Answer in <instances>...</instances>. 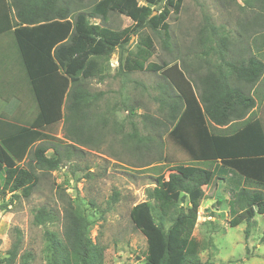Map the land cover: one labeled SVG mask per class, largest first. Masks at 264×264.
<instances>
[{
    "label": "trees",
    "instance_id": "1",
    "mask_svg": "<svg viewBox=\"0 0 264 264\" xmlns=\"http://www.w3.org/2000/svg\"><path fill=\"white\" fill-rule=\"evenodd\" d=\"M183 1L99 0L88 13L74 15L71 0H0V35L13 33L37 105L30 125L0 118V183L12 197H18L19 192L25 198L32 196L40 181L36 169L60 168L61 140L50 127L65 118L71 141L82 143L86 130L99 117L94 103L102 98V93L90 91L87 81L104 77L117 48L122 49L121 73H164L167 87L160 103L166 118L156 123L164 128L167 123L175 124L171 134L179 138L175 144L191 164H179L167 176L156 177L150 193L155 203L145 201L130 211L134 226L147 241L146 264H202L194 231L206 198L204 189L217 186L218 181L229 204L231 227L243 222L250 227L256 215H264V125L254 112L257 101L251 90L230 82L234 77L242 85L255 86L264 77V60L258 57H264V0H244L252 9L258 6L254 23L261 26V32L237 51L244 57L236 64L223 58L227 72L218 67L199 75L196 87L177 64L150 62L154 41L142 34L148 27L162 34L164 44L169 45V19L173 13H181ZM155 11L158 15L152 16ZM111 13L130 18L133 25L113 30L91 22L97 18L106 21ZM205 30L216 38L219 28L207 18ZM133 35H140L139 43L135 50H127ZM225 41L220 37V44L216 43L222 55ZM200 42L206 47L214 41L207 38ZM33 147H37L33 152L35 165H19ZM50 149L53 154L49 156ZM184 199L189 204L186 208L179 206ZM60 220L62 235L46 232L49 264H105L104 248L92 241V222L79 206L68 204L61 214L42 207L35 215L38 225ZM20 243L12 245L7 264L17 260L33 264L31 252L20 254Z\"/></svg>",
    "mask_w": 264,
    "mask_h": 264
},
{
    "label": "rangeland",
    "instance_id": "2",
    "mask_svg": "<svg viewBox=\"0 0 264 264\" xmlns=\"http://www.w3.org/2000/svg\"><path fill=\"white\" fill-rule=\"evenodd\" d=\"M98 1L71 0L73 14L88 13ZM140 4L145 3L141 1ZM245 4L244 0H184L181 13H173L169 19L172 36L169 45L164 44L162 34L154 33L148 27L142 31L154 41L155 54L150 62L177 64L194 87L199 75L218 67L227 72L223 58L236 64L244 57L237 53L242 44H248L257 32H261V26L254 23L258 6L255 4L256 8L252 9ZM153 9L157 10V7ZM207 18L219 28L216 38L205 30ZM91 22L113 30L133 25L130 18L118 13H111L106 21L97 18ZM139 37L133 35L125 48L135 50ZM220 37L226 40L223 55L216 48ZM207 38L214 42L205 47L200 40ZM208 45L215 49L211 51ZM121 51L117 48L111 56L109 70L103 78L87 81L90 91L102 93V98L94 103L99 117L86 130L82 143L71 141L65 118L49 128L61 140L63 160L60 168L55 171L36 169L40 181L29 198L21 192L18 197L6 194L0 183V264H7L5 259L9 250L18 240L21 241L20 254L31 252L33 264H49L46 232L62 235L63 220L38 225L35 215L42 207L61 214L68 204L79 206L92 222L91 239L104 248L105 264H146L147 241L134 226L130 211L145 201L155 203L150 199V193L156 177L167 176L171 168L179 164L191 163L175 144L179 140L171 134L175 124L167 123L164 128L156 123L166 118L160 103L167 87L164 73H121L118 71ZM3 55L0 53V57ZM258 57L264 60V57ZM230 82L251 90L257 100V112L264 122V77L255 86L242 85L234 77ZM17 100L14 97L11 103H4L6 110H11ZM64 113L66 116V105ZM87 124H84L85 128ZM137 145L141 148L136 149ZM36 148L33 147L25 160L17 163L27 166L32 162L35 165L33 152ZM52 154L53 149H50L47 155ZM219 184L222 186L218 181L217 186L204 189L206 198L199 209L194 237L200 243L201 263L264 264V215H256L250 227L247 222L231 227L229 204L223 186L220 189ZM188 205L185 199L179 203L184 208ZM157 212L156 209L158 218ZM15 264H19L18 260Z\"/></svg>",
    "mask_w": 264,
    "mask_h": 264
},
{
    "label": "crops",
    "instance_id": "3",
    "mask_svg": "<svg viewBox=\"0 0 264 264\" xmlns=\"http://www.w3.org/2000/svg\"><path fill=\"white\" fill-rule=\"evenodd\" d=\"M0 53H4L0 57L2 66V71L0 70V118H8L20 125H30L37 115V105L31 93L27 74L20 61L13 33L0 35ZM14 97L18 99L17 103L11 110H6L4 103H11ZM257 108L258 104L254 109V112L258 114ZM258 118L262 120L259 114ZM219 186L221 189V184Z\"/></svg>",
    "mask_w": 264,
    "mask_h": 264
},
{
    "label": "water",
    "instance_id": "4",
    "mask_svg": "<svg viewBox=\"0 0 264 264\" xmlns=\"http://www.w3.org/2000/svg\"><path fill=\"white\" fill-rule=\"evenodd\" d=\"M156 15H158L157 11H155L152 16H156Z\"/></svg>",
    "mask_w": 264,
    "mask_h": 264
}]
</instances>
